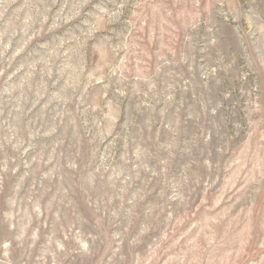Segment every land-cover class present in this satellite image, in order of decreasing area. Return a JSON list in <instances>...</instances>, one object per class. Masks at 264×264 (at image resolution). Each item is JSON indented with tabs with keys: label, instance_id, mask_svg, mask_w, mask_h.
Masks as SVG:
<instances>
[{
	"label": "rangeland",
	"instance_id": "374dc122",
	"mask_svg": "<svg viewBox=\"0 0 264 264\" xmlns=\"http://www.w3.org/2000/svg\"><path fill=\"white\" fill-rule=\"evenodd\" d=\"M0 264H264V0H0Z\"/></svg>",
	"mask_w": 264,
	"mask_h": 264
}]
</instances>
